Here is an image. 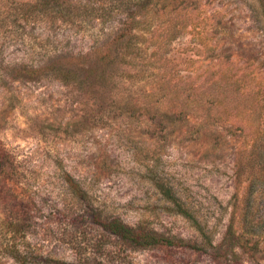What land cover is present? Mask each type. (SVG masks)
I'll return each instance as SVG.
<instances>
[{
  "label": "rangeland",
  "instance_id": "obj_1",
  "mask_svg": "<svg viewBox=\"0 0 264 264\" xmlns=\"http://www.w3.org/2000/svg\"><path fill=\"white\" fill-rule=\"evenodd\" d=\"M186 1L191 8L162 10L163 25L178 30L163 48L150 42L152 55L135 69L119 57L105 66L88 56L79 86L21 78L13 66L47 62L52 46L89 53L127 12L142 9H114L94 22L93 35L17 13L0 19V147L12 162L5 184L21 203L20 240L32 252L24 264H264V94L256 95L264 41L253 0ZM13 5L0 0V17ZM247 61L251 77L243 75ZM203 79L223 89L196 111ZM127 88L147 107H117ZM101 218L196 247L132 249L105 236ZM0 264L20 263L0 252Z\"/></svg>",
  "mask_w": 264,
  "mask_h": 264
},
{
  "label": "trees",
  "instance_id": "obj_2",
  "mask_svg": "<svg viewBox=\"0 0 264 264\" xmlns=\"http://www.w3.org/2000/svg\"><path fill=\"white\" fill-rule=\"evenodd\" d=\"M11 7L9 12L4 13L2 20L9 19L13 13L21 14L24 18H45L49 24H60L64 27L73 29L71 32L78 33L76 29H83L88 31L91 35L95 34L92 28L95 21H102L103 19L112 18V11L118 8L138 7L143 12H127L120 25L104 32L108 35L105 44L95 40V44L90 48V52H66L63 48L58 49L52 46L49 49V58L47 62L42 64L35 63H20L14 65L16 76L21 78L36 79L42 75H48L57 79L65 85L79 86L84 81L83 76L91 69H84V58L94 55L97 63L101 62L104 65L116 64V58L119 57L118 62L125 67L135 69L138 64L152 55L147 54L150 42L154 41L157 49H161L170 40L169 36L175 35L177 32L176 24L174 22L166 28L163 23V11L169 8L171 11L178 12L179 9L191 8L193 2L186 0H103L102 5L91 1H77V0H20L16 4L15 0H10ZM100 11V13H99ZM253 20L260 29L261 37L264 41V0H253L252 6ZM2 11H0V16ZM1 25V21H0ZM76 30V31H75ZM162 33L166 34V38H160ZM97 34V33H96ZM110 34H112L111 38ZM109 39V40H108ZM60 40L58 34H54V41L58 43ZM98 42V43H97ZM146 42H149L146 44ZM149 59V58H148ZM264 62V60H263ZM247 61L243 64L244 77H251L253 73V66ZM141 71L137 72L138 75ZM128 75H131L128 73ZM129 77V76H128ZM130 77L127 79L130 83ZM261 80V82H260ZM256 87V95L264 94V76H261ZM132 81V79H131ZM203 87L202 97L196 96L193 99L196 111H206L208 106L212 104L214 94L221 93L223 88L216 79H203L199 82ZM250 89V88H248ZM247 92V90H245ZM132 88H127L122 93V100L117 103V107L122 109H129L132 111L136 107L146 108L148 104L137 99L132 93ZM261 93V94H259ZM187 97V96H186ZM184 98V97H183ZM159 105V99L155 100ZM185 103L189 104V100L185 98ZM155 104V103H154ZM127 111V112H128ZM203 116V117H202ZM199 122L203 123L204 115H195ZM4 150L0 147V252L7 257L13 258L20 264H24V259L31 255L32 252L26 251L24 245L26 241L20 240L23 229L21 228V216L17 206L21 205L16 192L5 184L8 179L6 174H3L6 168H11V160H5ZM179 212L191 219V214L182 206H179ZM98 217H102L101 214ZM102 219V218H101ZM196 225V224H195ZM197 226L199 227L198 223ZM99 227L105 236L115 237L122 245H126L132 249L147 248L153 246H189L195 248L193 244H188L181 238H169L156 231L149 230L142 225L131 226L117 218H103L99 222ZM24 239V238H23ZM27 243V242H26ZM99 249L101 247L99 246ZM29 253V254H28ZM81 256V255H79ZM58 263H64L62 260H57ZM74 264H91L88 259L79 257V260Z\"/></svg>",
  "mask_w": 264,
  "mask_h": 264
}]
</instances>
